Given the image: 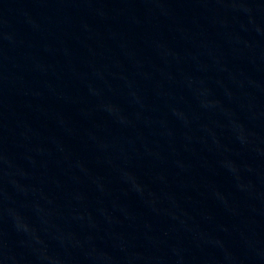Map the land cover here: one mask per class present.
<instances>
[{
  "label": "water",
  "instance_id": "water-1",
  "mask_svg": "<svg viewBox=\"0 0 264 264\" xmlns=\"http://www.w3.org/2000/svg\"><path fill=\"white\" fill-rule=\"evenodd\" d=\"M0 264H264V0H0Z\"/></svg>",
  "mask_w": 264,
  "mask_h": 264
}]
</instances>
